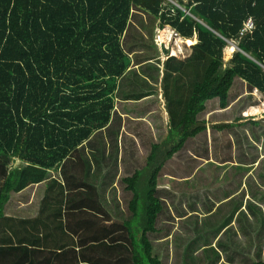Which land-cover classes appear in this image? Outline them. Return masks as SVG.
<instances>
[{
    "label": "trees",
    "instance_id": "16d2710c",
    "mask_svg": "<svg viewBox=\"0 0 264 264\" xmlns=\"http://www.w3.org/2000/svg\"><path fill=\"white\" fill-rule=\"evenodd\" d=\"M133 6L171 26L192 52L166 61L169 134L122 179L133 197L131 219L120 221L88 181L80 148L118 118L119 82L132 64L124 38ZM250 17L256 28L243 37ZM169 34L163 31L166 43ZM229 42L237 51L225 64ZM237 77L264 95V0H0V162L11 160L0 170V264H163L150 240L165 209L163 169L207 131L198 116L214 99L221 110L229 106ZM45 181L36 218L5 216L13 193Z\"/></svg>",
    "mask_w": 264,
    "mask_h": 264
},
{
    "label": "rangeland",
    "instance_id": "374dc122",
    "mask_svg": "<svg viewBox=\"0 0 264 264\" xmlns=\"http://www.w3.org/2000/svg\"><path fill=\"white\" fill-rule=\"evenodd\" d=\"M166 30L171 33L167 43L162 38ZM180 38L183 37L171 26L162 27V21L155 15L133 6L124 47L134 61L119 82L115 110L118 118L113 127L125 126L119 139L123 152L113 156L116 159L122 155L123 166L129 170L122 172L113 161H109L107 169L103 170L108 184L114 183L115 176L120 178L116 180L117 185L125 191L121 197L127 201L133 195L126 190L121 175H133L135 166L146 162L152 144L162 143L169 134L171 118L162 85L165 64L170 56L184 59L192 52V45L180 42ZM228 48L232 50L230 54ZM236 51L237 45L229 42L224 52L225 64ZM134 64L138 66L136 69ZM119 99L122 102L119 103ZM214 100L198 116V120L206 121L207 131L198 135V142L186 144L173 159L168 160L160 177L158 196L166 205L158 223L160 232L150 234V240L153 254L162 257L163 264H170L169 260L172 264H254L264 259V95L237 77L228 100L229 106L221 110L218 99ZM253 107L262 110L258 114L247 115ZM132 119L135 121L127 126L125 120ZM254 122L258 125H253ZM217 123H236L237 126L219 132L211 126ZM118 135L113 138L112 147L115 149ZM83 151L86 152L87 148ZM102 156H105L102 152L92 153L91 160L101 161ZM0 164L1 170L9 167L11 160L2 159ZM97 166L100 168L101 163L92 166L95 167L94 182L99 175ZM239 190L237 195L227 200ZM249 190L251 200L247 210L250 212L248 228L251 231L248 232L243 198ZM198 193L202 196L199 197ZM118 195L121 194H113V199ZM172 195L177 199L174 203ZM179 195H182V202H179ZM201 214L203 216L199 218ZM235 214L239 235L229 227ZM130 216L129 210L124 218L114 215L121 221H127L125 219ZM248 235L251 236L250 250L247 246L241 248ZM169 238L172 240L168 241Z\"/></svg>",
    "mask_w": 264,
    "mask_h": 264
},
{
    "label": "crops",
    "instance_id": "0c3cea01",
    "mask_svg": "<svg viewBox=\"0 0 264 264\" xmlns=\"http://www.w3.org/2000/svg\"><path fill=\"white\" fill-rule=\"evenodd\" d=\"M194 39L197 40V36H195ZM195 43H196V41H195ZM132 61H134V59H132ZM134 66H135V69L138 67L135 64H134ZM136 118L144 120L143 117H141V118L136 117ZM133 121H135V120H133ZM115 122H116V120L114 122L112 121L110 126L105 128L104 130L97 132L92 137L91 140L86 142L80 148V152L84 156V158L87 159V161H89V163H88L89 164L88 181L92 182V184L94 183L99 188L103 207L106 208L107 210L111 211L116 217L118 216L120 218H124L126 215V212L129 210L128 206H129L130 201H127L121 197L125 191L124 190L121 191V189L119 187L120 185H117L116 180H120V178H117L115 176L114 183L108 184V178H106V176L104 175L105 172L103 171L104 169H107L108 166H106V165H108L107 163H109V161H113L114 162L113 164H115L118 168H120V170L122 172H123V170L124 171L129 170L127 168V166H123L122 155H119L118 158H116V159H114V156H113L117 152H119L121 154L123 152L122 147L120 148L119 139L123 135V130H125L124 129L125 126H122L123 124H121L120 126H118L114 129L113 127L115 125ZM136 122H139V121H136ZM116 134H119V135H118L117 140L115 141V147H116V149H115L114 146L112 147V144H113V138H115ZM98 136H101L100 139L95 140V138ZM193 141L198 142V136L191 140V142H193ZM91 143H93L92 146H89ZM102 143H104V146H102ZM117 147H118V149H117ZM85 148H87L86 152L83 151ZM92 149H94L95 151ZM196 149H197V146H195L194 150H196ZM100 152L104 153L105 156L101 157V161L97 160V161L93 162V160H91V154L92 153L97 154ZM191 152L193 153L194 151H191ZM98 156H100V155H98ZM121 161H122V163H121ZM98 162L101 163V166H100V168H98L99 166L96 167V169H98V170H96L97 175H98V173H99V175H98V178L97 177L95 178V180H97V181L94 182L92 180V176L94 173L93 169H95V167L93 168L92 166H94V164H97ZM18 163H20V162L18 161ZM119 163H121V164H119ZM112 165H111V167H113ZM50 173H51V177L56 178L61 182L63 181V178L61 176L60 171L50 170ZM124 177H126V175H121V178H124ZM116 188H118V189H116ZM46 191H47V181L42 182L40 184L32 185V186L26 188L25 190H23L22 192L13 193L9 202L6 204V206L4 208L5 216L14 217V218H18V219L36 218L40 213L41 202H42V200L46 194ZM239 192H240V190L237 193H235L234 195L228 197L227 200H229L230 198H233ZM113 194H121V195H118L117 199H113L114 198L112 196ZM200 196H202V194ZM250 196L251 195H250V190H249L245 193V196L243 198V204H244L243 212L247 216L246 218H247V224L248 225L250 224V220H251L250 212H248V210H247V206L251 200ZM179 198H180L179 202H182V195H179ZM176 200H177L176 196L172 195L171 201L174 203ZM165 205H166V203H165ZM179 206H182V203H180ZM125 210H126V212H125ZM202 216H203V214L199 215L198 217L201 218ZM236 217L237 216L235 214L233 219L230 221L229 227L234 228L235 234L239 235V232H237L238 229H236L237 228ZM129 219H131V216L125 220H129ZM165 228H166V226H165ZM249 231H251V230L249 229ZM169 240H172V239L169 238L168 241ZM164 241L166 242L167 240H164ZM245 246H247V248H249V250H250V248H251V236H249V235L247 236V239L245 240V242H244L243 246H241V248H244ZM169 263L172 264V261L169 260ZM232 264H237V263H232Z\"/></svg>",
    "mask_w": 264,
    "mask_h": 264
},
{
    "label": "built area",
    "instance_id": "2783aa9c",
    "mask_svg": "<svg viewBox=\"0 0 264 264\" xmlns=\"http://www.w3.org/2000/svg\"><path fill=\"white\" fill-rule=\"evenodd\" d=\"M256 25L252 17L249 18V20L246 22L245 27L243 30H241L240 35L245 37L248 34H252L255 30Z\"/></svg>",
    "mask_w": 264,
    "mask_h": 264
},
{
    "label": "bare ground",
    "instance_id": "6f19581e",
    "mask_svg": "<svg viewBox=\"0 0 264 264\" xmlns=\"http://www.w3.org/2000/svg\"><path fill=\"white\" fill-rule=\"evenodd\" d=\"M193 39H194V38H193ZM195 41H196V43H197V40H196V39H195ZM196 43H195V44H196ZM246 113H247V112H246Z\"/></svg>",
    "mask_w": 264,
    "mask_h": 264
}]
</instances>
